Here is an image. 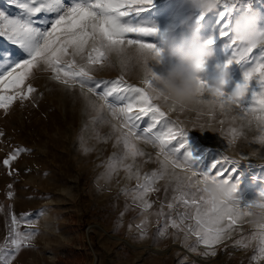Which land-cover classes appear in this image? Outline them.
Masks as SVG:
<instances>
[{"label":"rangeland","instance_id":"1","mask_svg":"<svg viewBox=\"0 0 264 264\" xmlns=\"http://www.w3.org/2000/svg\"><path fill=\"white\" fill-rule=\"evenodd\" d=\"M220 8L222 4L198 21L200 14L186 0H153L134 21L141 26L156 27L158 33L144 39L163 48L165 37L178 36L183 30L180 21L191 14L192 22L201 25L203 39L216 38L212 45L214 56L201 73V78L211 84L230 56L226 41L218 37ZM252 9L264 13V0H252ZM0 11L11 18L21 15L14 0H0ZM90 51L91 45L84 56ZM65 59L70 61L72 57ZM75 59L77 65L86 63L80 56ZM109 61L112 66H107V62L103 67L94 66V80L114 81L123 76L126 84L146 87L135 62L122 68L121 57L115 53L109 55ZM169 63L165 58L162 64L151 62L150 66L159 74ZM245 70L235 63L228 67L230 78L223 88L226 94H231L242 82ZM29 83L36 91L28 100H16L6 111L0 109V247L9 239L13 215L20 219L22 214H30V230L38 233L32 247L23 249L12 264H264V259H254L258 255V241L248 239L258 231L252 222L254 217L245 216L233 225L229 238L211 249L199 244L194 235L189 234L186 240L187 228L195 222L184 219L181 223V218L186 213L194 214L195 209L174 200L178 193L171 168L168 176L155 181L156 190L145 197L151 208L145 210L143 201L134 199L138 184L145 182L144 177L161 171L163 157L157 155L158 146L133 139L143 155L132 157L127 154L123 140H118L120 131L113 128V124L120 122L112 118L107 108L98 111L102 102L95 96L87 94L96 103V107H91L78 86L69 88L53 80L51 72L40 69H34V75L25 82V90ZM205 97L212 99L207 93ZM155 103L166 113L169 126L188 129L189 142L196 144L202 158L226 156L238 161L229 168L234 169L230 180L238 185L235 195L241 205L252 200L264 202L260 197L264 192V144L259 142L264 132L254 119L261 114L258 105L255 113L241 119L238 108L227 116L217 109L212 117L199 114L206 113L207 106L187 104L183 110L179 106L170 110L161 100ZM138 124L139 134L151 126L150 116ZM200 125H204L203 129ZM231 129L237 130V138L230 145ZM162 130L166 128L158 124L153 134ZM175 145L172 141L170 146ZM16 149L24 151L10 167L5 166L3 160ZM177 155L182 158L183 150ZM112 161L115 169L109 174ZM170 203L172 208L168 207ZM173 220L179 228L171 226ZM19 230H28L24 221ZM162 230L163 236L159 234ZM241 239L248 247L236 245ZM124 240L139 248L128 246ZM154 247H160L162 254L150 252Z\"/></svg>","mask_w":264,"mask_h":264},{"label":"snow or ice","instance_id":"2","mask_svg":"<svg viewBox=\"0 0 264 264\" xmlns=\"http://www.w3.org/2000/svg\"><path fill=\"white\" fill-rule=\"evenodd\" d=\"M14 3L21 15L11 18L0 11V41H3L0 43V109L6 111L16 100H28L36 91L30 83L26 85V90L24 87L25 82L34 75V69L51 72L53 80L69 88L78 86L91 107H96V103L87 94L102 102L98 111L107 108L112 118L120 122L119 125L113 124V128L120 131L118 140H123L128 155H143L137 150L133 139H142L158 146L157 155L163 157L160 161L161 171L153 172L151 177L145 176V182L138 184L134 194V199L143 201L145 210L152 207L145 197L156 190L153 187L155 181L168 176L171 168V178L176 181L178 193L174 200L186 208L195 209L194 214L189 216L186 213L181 218V223L184 219L195 222L188 226L186 240L189 234L194 235L199 244L211 249L229 238L233 225L245 216L254 217L252 222L258 231L248 239L258 241V255L254 259H264V202L252 200L241 205L235 195L238 185L230 180L234 169L229 168L230 164L238 161L226 156L221 159L202 158L203 154L196 144L189 142L188 129L174 124L169 126L165 119L166 113L155 103L161 100L154 88L158 78L156 73L148 72L143 79L146 87L126 84L123 76L114 81L94 80L92 76L94 66L103 67L105 62L107 66H112L109 55L113 53L121 57L122 68L132 62L137 64V56L128 55L130 51L160 55L161 49L144 39L153 38L158 29L154 26H141L134 21V17L146 11L153 0H14ZM221 4L222 8L217 12L218 37L226 41L225 47L230 51L224 67L228 68L235 63L246 70L242 82L231 94L201 81L199 98L193 104L201 108L207 106V112L200 111L199 114L212 117L217 109L227 116L233 108H238L241 119H245L248 113H255V105H258L261 114L254 119L264 132V27L259 31L255 44L242 45L231 33V22L239 13L252 10V0H219L218 7ZM203 17L201 14L198 21ZM130 35L135 38H130ZM206 43L212 46L216 38H208ZM89 45L91 51L85 57ZM254 49L258 52L253 53ZM69 56L72 57L70 61L65 59ZM76 56L85 59L86 63L77 65ZM205 93L210 94L212 99H207ZM179 107L183 110L186 105ZM149 116L151 126L138 134V122ZM220 123L223 124V121ZM158 124H162L166 130L153 134V128ZM203 127L200 125L201 129ZM230 132L231 145L237 138V130L231 129ZM172 141L176 142L175 146H170ZM259 142L264 144V135L259 137ZM181 150L182 158L177 155ZM21 151L24 149H16L3 160V164L10 167ZM108 167L110 174L115 169V162H110ZM209 181L229 184V197L215 199L205 195L204 185ZM260 197L264 199V192L260 193ZM168 207L172 208L173 204L170 203ZM253 209H258V212ZM29 215L22 214L20 219L12 216L9 239L4 247H0V264H12L23 249L32 247L33 238L38 233L30 230L32 221L28 219ZM21 221L28 226L25 232L19 230ZM171 226L180 227L175 220L171 221ZM159 234L163 236L165 231ZM235 243L248 247L243 239ZM211 254L215 255V252Z\"/></svg>","mask_w":264,"mask_h":264},{"label":"clouds","instance_id":"3","mask_svg":"<svg viewBox=\"0 0 264 264\" xmlns=\"http://www.w3.org/2000/svg\"><path fill=\"white\" fill-rule=\"evenodd\" d=\"M186 3L194 12L207 15L217 9L219 0H186ZM192 19V15L189 14L180 21L183 30L178 36L170 34L165 37L164 47H159L160 55L151 52L143 54L128 52L130 56H137V64L143 79L149 71L155 72L150 66L151 62L162 64L165 58L170 62L165 71L159 74L155 72L158 78L154 82L156 94L169 109L182 104L195 103L199 98L201 81H204L201 73L206 62L214 56V49L202 38L201 25L192 22ZM262 24H264V13L255 9L244 11L232 20L231 33L242 45L252 46L257 42ZM229 78L228 68L224 67L211 84L207 83V85L223 90ZM204 189L208 196L215 199H225L231 193V186L223 182L209 181L204 185Z\"/></svg>","mask_w":264,"mask_h":264},{"label":"bare ground","instance_id":"4","mask_svg":"<svg viewBox=\"0 0 264 264\" xmlns=\"http://www.w3.org/2000/svg\"><path fill=\"white\" fill-rule=\"evenodd\" d=\"M97 226L100 229L101 226H99V225H97ZM102 231H104V230H102ZM110 238L114 239V240H119V238L114 237V236H110ZM124 242L130 247H133V248H136V249L139 248L138 246L132 245L128 240H124ZM150 252H152L154 254H158V253L162 254L163 250L160 247H154V248L150 249ZM192 257H193V255H192ZM199 263H201V262L199 261ZM202 263H205V262H202Z\"/></svg>","mask_w":264,"mask_h":264}]
</instances>
